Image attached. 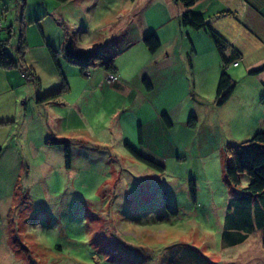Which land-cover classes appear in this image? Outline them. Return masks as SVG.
<instances>
[{"label": "rangeland", "instance_id": "1", "mask_svg": "<svg viewBox=\"0 0 264 264\" xmlns=\"http://www.w3.org/2000/svg\"><path fill=\"white\" fill-rule=\"evenodd\" d=\"M106 3L115 5L116 0H24V5L0 0V39H6L10 55L21 29L24 54L42 88L56 82L57 89L62 76L71 90L61 97L74 98L84 90L70 113L69 129L55 132L68 140L70 167H64L61 145L48 147L40 156L41 163L31 172L35 179H30L29 204H10L9 228L0 231V264H264V231L254 230L232 247L225 245L223 234L231 225L225 215L233 190L224 176L225 149L264 131L259 103L264 75L247 73L264 62L262 54L224 67L235 87L229 99L216 106L222 63L215 47L212 58L204 60L182 49L173 76L167 82L153 77L152 89H143L141 95L135 91L141 82L135 79L136 71L141 80L153 65L140 64V52L121 53L116 41L106 54L113 55L114 66L127 75L130 93L104 87L102 93L98 88L94 92L98 65L91 62L89 75L80 74L78 66L63 57L62 44L67 38L75 50H87L93 45L98 49L99 37L108 41L113 28L110 19L102 17ZM162 112L172 122L169 129L155 122ZM119 119L143 122V144L136 142V134L131 141V130H124L123 137L117 134ZM124 143L164 166L163 171L138 161ZM44 176L46 180H40ZM190 177L196 183L195 203L187 193ZM247 180L243 175L240 185ZM24 191L23 186L15 190L18 195ZM7 205H0V213ZM22 246L33 261L26 262Z\"/></svg>", "mask_w": 264, "mask_h": 264}, {"label": "crops", "instance_id": "2", "mask_svg": "<svg viewBox=\"0 0 264 264\" xmlns=\"http://www.w3.org/2000/svg\"><path fill=\"white\" fill-rule=\"evenodd\" d=\"M114 4L106 3L102 6L104 7L102 17L110 19L108 25L113 29L112 31L109 29L111 37L108 41L102 42L104 38H98V49L103 48L106 54L109 50L107 48L119 41L121 53L131 55L140 52L143 58L140 64L153 65L147 73L145 71V75L150 80L156 76L167 82L168 76H173L171 70L173 71L176 55H179L182 49L188 50L191 45L194 58L200 57L202 60L212 58L215 50L210 37L204 30L182 27L179 23V15L184 8L173 0H116ZM223 9H229L235 14L215 17V14ZM192 10L203 13L210 26L236 48L239 52L238 59L244 60L253 54H262L264 58V0H199L192 6ZM148 32L155 33L160 41V47L153 54L142 42L143 35ZM91 48L97 46L93 45ZM258 62L254 61L252 64ZM23 64L28 68L27 72H32L30 74L32 77L25 76L22 67L19 66L0 67V205L8 204L4 212L0 213L1 232H5L6 227L9 228L7 215L12 206L10 204L17 200L16 187L21 190L23 186L26 189L25 201L29 204L27 192L30 184L33 183L30 179H35V177L31 178L32 168L36 167L35 164L41 163L40 156L47 154L48 147L51 146L45 144L44 140L51 135L60 136L55 133L58 130L69 129L70 113L78 101L79 92L84 91L83 88L77 91L74 98H70L69 95L58 96L52 101L39 103L36 97L53 90L57 83L42 88L38 84L39 79L32 68V62L27 59L26 54L23 55ZM114 70L118 77L113 82L107 83L106 71L98 66V79L92 83V91H97L98 88V93L106 89V91L129 94L127 75L119 66H114ZM136 72L135 79L141 81L140 73ZM259 75H264V72ZM65 80L69 92L71 86L68 80ZM103 87L104 89L101 90ZM135 89L142 95L144 89L142 82L136 84ZM78 112L80 113V110ZM159 114H156L155 122L160 129H166L159 120ZM62 116L63 122H61ZM134 122L130 119L117 120L115 124L117 134L123 137L124 130H131V141H134L137 131L135 126L141 124L143 144V133H145L143 122ZM44 165H48L47 160H44ZM44 172L43 175H46L47 168ZM37 179L39 181V178ZM40 180H46L45 176ZM16 203L18 204V200Z\"/></svg>", "mask_w": 264, "mask_h": 264}, {"label": "trees", "instance_id": "3", "mask_svg": "<svg viewBox=\"0 0 264 264\" xmlns=\"http://www.w3.org/2000/svg\"><path fill=\"white\" fill-rule=\"evenodd\" d=\"M57 2H66L68 0H55ZM175 3L180 4L184 10L179 15V23L182 27L191 28L194 30H204L212 40L215 49L217 50L221 59V68L217 77L214 104L221 106L225 103L232 92L234 91L235 84L228 73L225 72L224 67L231 64L233 67L237 65L236 59L239 57V52L236 48L229 44L215 29L210 26V22L205 19L203 13L193 11L192 6L199 0H173ZM21 5H24V0H20ZM235 13L229 9L220 10L215 17L233 16ZM1 28V24H0ZM142 42L150 53H154L160 47V41L153 32H148L142 37ZM25 39L20 29V34L14 49V55H10L7 49L6 39H0V67H22L25 76L32 77V72H27L28 68L23 64ZM103 48H93L87 50H75L72 43L64 38L62 44V55L69 62L78 66V72L82 75H89L87 65L94 62L95 65L100 66L106 71L107 74H112L115 78L118 77L113 66V55H106ZM192 51V47L189 48ZM49 53L52 59L56 62L54 57V50L49 48ZM14 56V57H13ZM235 59V60H234ZM235 63V64H234ZM30 70V69H29ZM264 72V62L250 68L249 75H258ZM113 80V81H114ZM35 82V79H33ZM111 81V82H113ZM60 86L57 89L42 93L36 97L39 103L49 102L60 96V93L66 92L68 89L67 81L61 76ZM110 82V83H111ZM141 82L146 91L152 89V82L150 78L145 75L141 78ZM259 103L264 110V94L259 98ZM161 123L169 129L172 125L169 116L162 112L159 114ZM192 117L189 118L188 124H192ZM136 142L142 144V134L140 128L141 124L136 126ZM68 140L59 139L54 136L45 138L44 143L54 146L61 145L64 156V167L69 169L71 163V155L68 147ZM128 147V144L125 143ZM133 156L140 162L144 163L150 169H155L162 172L164 166L156 163L150 157L138 153L133 148L128 147ZM224 161V176L228 185L233 187L231 190L232 195L228 200V212L225 215L226 219L231 222V225L223 230L226 236L225 245L235 246L244 242L247 236L254 230L264 231V131L254 132L248 139L236 144L230 145L225 149ZM245 175L248 180L244 186H241V177ZM187 193L189 199L195 203L196 201V183L194 178L187 179ZM239 187V188H238ZM17 188V187H16ZM239 190H238V189ZM237 189V190H234ZM25 192H16L18 197V204H22L26 200ZM167 209V203H165ZM174 212V211H172ZM11 215V213H8ZM264 244V240L262 241ZM25 249L26 262L30 257V251ZM28 255H27V254ZM34 263V262H33ZM31 264V263H30Z\"/></svg>", "mask_w": 264, "mask_h": 264}, {"label": "built area", "instance_id": "4", "mask_svg": "<svg viewBox=\"0 0 264 264\" xmlns=\"http://www.w3.org/2000/svg\"><path fill=\"white\" fill-rule=\"evenodd\" d=\"M235 64V63H234ZM114 76L112 75V74H107L106 76H105V81L106 82H108V83H110L111 81H113L114 80Z\"/></svg>", "mask_w": 264, "mask_h": 264}]
</instances>
